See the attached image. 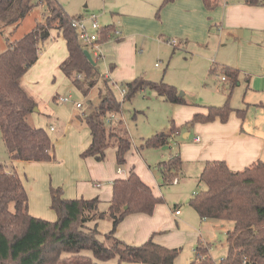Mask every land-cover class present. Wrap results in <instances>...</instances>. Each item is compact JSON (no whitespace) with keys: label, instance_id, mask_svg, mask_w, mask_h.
I'll use <instances>...</instances> for the list:
<instances>
[{"label":"trees","instance_id":"trees-1","mask_svg":"<svg viewBox=\"0 0 264 264\" xmlns=\"http://www.w3.org/2000/svg\"><path fill=\"white\" fill-rule=\"evenodd\" d=\"M173 0H161L159 8ZM213 8L215 0H203ZM250 6H264V0H244ZM44 5L42 20L16 40H7L0 48V133L11 161H51L53 141L44 127L34 126L31 114L38 106L35 98L21 83V77L36 62L44 49L49 31L56 29L65 40L67 57L60 69L84 96L97 84L100 72L96 64L85 57L76 38L70 16L58 0H0V33L7 26H17L37 5ZM115 30L102 26L99 40L104 42ZM224 74L230 86L237 82L238 69L227 65L214 66ZM98 102L91 103L88 113H78L89 129L90 142L81 152L82 157L92 156L101 161L105 150L115 146L117 166L125 164V154L131 147L130 138L123 133L119 120L118 131L111 128L112 116L121 112L122 103L145 88L154 90L166 101L186 104L177 89L169 83L152 81L136 76L125 81L120 101L110 79L101 78ZM263 106V104H262ZM206 112H197L182 126L171 121L170 129L152 134L140 148H159L168 145L170 137L188 129L195 123L218 119L225 123L231 108L222 105L205 106ZM240 117V110L237 109ZM183 161L179 152L160 161L162 185L171 184L182 172ZM198 190L189 199V205L201 218L231 221L226 231V252L214 259L211 245L198 242L194 258L188 264H264V160L260 158L242 169H231L225 160H206L198 177ZM50 207L56 218L48 220L29 213L28 194L12 166L0 164V264H174L181 247L168 248L149 237L141 244L124 242L115 235L117 225L131 213L152 214L154 207L163 202L156 197L133 169L127 177L112 182V197L105 210L98 208V198H65L61 187H52ZM176 207V205H174ZM107 219L111 229L101 233L97 222ZM95 222L93 226L88 223Z\"/></svg>","mask_w":264,"mask_h":264},{"label":"crops","instance_id":"crops-1","mask_svg":"<svg viewBox=\"0 0 264 264\" xmlns=\"http://www.w3.org/2000/svg\"><path fill=\"white\" fill-rule=\"evenodd\" d=\"M215 1V6L210 9L203 0H173L161 8H159L161 0H93L92 9L102 12L100 25H111L120 31L119 36L101 43L100 58L105 60L106 69L100 75L109 78L113 85L123 79L127 81L133 79L136 73L134 69L136 56L138 52L145 51L150 41H175L174 48L181 45L189 47L191 44L207 48L213 28L216 30L240 28L244 33L247 29H264V6H250L245 4L244 0ZM49 33L48 39L44 42V49L39 53L36 62L21 77V83L26 90L27 85L35 96V90L39 93L43 86H49L45 99L52 98L56 101L61 96L57 89L63 80L67 79L70 82L59 67L68 53L61 33L56 29H51ZM73 87L77 89L74 85ZM34 98L37 101V98ZM37 104V110L30 116L32 124L44 127L51 135V131H54L53 126L47 128L37 117L38 114L47 115L48 111H42L38 101ZM81 107L82 103L77 108ZM174 112L182 114L178 122L184 123L195 113L206 112V107L186 101V104H174ZM77 114L78 112L71 119L67 118L69 124L71 121L76 124L82 123L75 119ZM119 120L123 121L121 112L112 119V129L118 131ZM74 123L72 126L68 125L74 133L68 146L65 145L67 142L65 137L61 139L60 144L52 140L53 160L9 159L11 163L9 166L13 165L26 189L28 210L34 216L48 220L56 218L55 211L50 207L52 187H61L65 198L97 197L98 208L105 210L112 197L113 180L127 177L130 169L150 186L156 197L162 196L161 187L164 185L158 178V175L160 177L161 175L155 166L177 151L183 164L190 162L193 172L196 173L197 189L198 177L206 160L222 159L231 169L239 170L264 153V136L249 132L244 126L240 128L241 121L235 114H231L226 124L216 119L207 123H195L192 127L184 129L179 135L182 133L185 140L180 143L178 150H169L165 158L159 157L154 162H140L134 159L133 155L138 147L135 148V143L131 142L132 146L125 154V164L117 166L115 146L106 148L105 158L101 161L92 156L82 157L81 152L90 142L89 129L86 126L88 140L84 142L79 139V133L73 127ZM122 131L123 133L126 131L127 134L126 128ZM196 136L199 137L198 141L195 140ZM64 146L66 150H61ZM194 162L197 164L191 165ZM181 178H184L183 171L177 178L178 185ZM195 192L193 191L184 201H189ZM180 206L174 200L171 206L163 202L156 204L150 215L131 213L117 225L115 235L130 244H141L149 237H153L156 243L165 247H181L183 250L174 260V264H188L194 258L195 247L199 241L209 244L206 238L208 234L206 227L210 226L208 223H217L212 219L201 218L189 203L182 208ZM94 223L90 222L88 225L93 226ZM97 229L105 233L111 229V222L107 219L99 220ZM185 249L186 253L183 252ZM210 254L217 260L223 256V254L214 256L212 247Z\"/></svg>","mask_w":264,"mask_h":264},{"label":"rangeland","instance_id":"rangeland-1","mask_svg":"<svg viewBox=\"0 0 264 264\" xmlns=\"http://www.w3.org/2000/svg\"><path fill=\"white\" fill-rule=\"evenodd\" d=\"M70 16L83 14L82 16L94 14L97 22L100 24L102 12L92 9L93 0H58ZM87 6V7H86ZM45 11L44 5H37L21 20L17 26H7L4 32L0 33V48H5L7 40H16L22 37L26 32L30 31L36 20H42ZM212 32V33H211ZM210 35V41L207 48H200L192 45L189 47L180 46L174 48L170 42L166 41H150L144 52H138L135 60L134 76H142L152 81H163L172 84L186 101L196 103L201 106L228 104L231 108L230 115L235 114L241 121L240 128H244L254 134L264 136V29L249 30L244 33L239 29H219L213 28ZM48 39V38H47ZM46 39V40H47ZM97 68L100 73H104L106 69L105 60L99 58L96 61ZM227 65L239 69L237 82L230 86V82L222 80V74L219 69L212 70L214 66ZM60 67V66H59ZM61 70V69H60ZM97 80V84L88 92L89 96H84L81 91L75 89L67 79L63 80L57 92L61 96H71L64 102L52 98L45 99L49 86H43L39 93L34 91L33 94L27 85L25 87L30 94L37 98L42 111L47 110L48 116L38 114V120L45 123L47 128L53 126L51 131L52 140L58 144L62 138H67L66 146L73 139V132L68 125V119L78 113H86L91 109V103L98 102L99 87H102L101 78ZM127 81H119L114 84L113 91L116 97L121 101L123 95L121 89L122 84ZM55 101V102H54ZM75 102L82 103L81 108L75 107ZM263 103V106L261 105ZM190 107V106H182ZM240 110V117L237 113ZM87 112V113H88ZM120 114V113H119ZM123 128L127 130L128 137L131 142L135 143L136 152L134 159L141 161L154 162L160 157L165 158L169 150L176 151L181 142L182 133L174 134L169 139L168 145L159 148H140V144L157 131L169 130L171 121L174 124L182 126L181 113L174 112V104L166 101L159 96L154 90L145 88L137 91L129 100H125L121 107ZM31 120V119H30ZM216 120V119H215ZM218 120V119H217ZM32 122V120H31ZM182 123L181 125H179ZM126 127H125V126ZM74 129L79 133V139L88 140V131L84 123H74ZM180 132L184 127L180 128ZM125 135L126 134V131ZM192 132V131H191ZM77 141H75L76 143ZM56 143V144H57ZM58 146V145H57ZM132 146V145H131ZM61 150H66L62 147ZM162 155V156H161ZM264 160V153L259 157ZM0 164L11 165L8 153L2 141L0 133ZM192 163L191 165H196ZM190 162L183 164L184 178H181L178 185L177 178L173 184L161 187L163 203L171 206L173 201L179 203L182 207L188 205V201H184L194 191L198 190L196 185V173L193 172ZM22 172V171H21ZM160 182L161 177L158 175ZM212 221V220H211ZM209 222L210 225L206 229L208 234L206 238L213 249L214 256L225 254L226 252V231L232 225L231 221ZM212 226V227H211ZM209 245V246H210ZM183 249L181 248L179 254ZM186 249L183 251L186 253Z\"/></svg>","mask_w":264,"mask_h":264},{"label":"built area","instance_id":"built-area-1","mask_svg":"<svg viewBox=\"0 0 264 264\" xmlns=\"http://www.w3.org/2000/svg\"><path fill=\"white\" fill-rule=\"evenodd\" d=\"M71 26L76 31V38L79 45L86 49L92 59L97 61L101 56V43L102 41L99 40V36L102 31V26L98 24L97 17L94 14H90L87 16H76L71 20ZM120 31L114 30L113 33H108V36L114 37L119 36ZM172 45L175 44V41H169ZM222 80H224V76H222ZM122 95L125 93V89H121ZM71 96H60L59 99L61 101H68ZM81 105L80 102H75V106L79 107ZM114 118V116H112ZM195 140L198 141L199 137L196 136ZM120 171V170H119ZM179 213V210L176 211V214Z\"/></svg>","mask_w":264,"mask_h":264},{"label":"water","instance_id":"water-1","mask_svg":"<svg viewBox=\"0 0 264 264\" xmlns=\"http://www.w3.org/2000/svg\"><path fill=\"white\" fill-rule=\"evenodd\" d=\"M83 53L90 63L95 64V61L92 59V57L90 56V54L86 49H84ZM34 110L36 111L37 107H35Z\"/></svg>","mask_w":264,"mask_h":264}]
</instances>
